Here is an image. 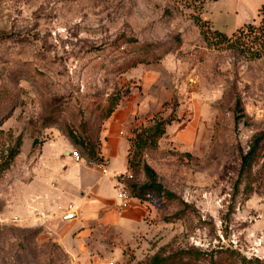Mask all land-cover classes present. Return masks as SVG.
<instances>
[{"label": "rangeland", "instance_id": "rangeland-1", "mask_svg": "<svg viewBox=\"0 0 264 264\" xmlns=\"http://www.w3.org/2000/svg\"><path fill=\"white\" fill-rule=\"evenodd\" d=\"M262 5L0 0V264H148L190 250L264 264V180L251 195L243 185L234 192L240 153L264 131V58L236 49ZM141 46L161 60L117 74ZM111 95L127 114L135 169L148 165L177 198L150 193L135 202L133 218L113 223L104 220L106 210L88 208L85 191L50 193L63 152L76 151L67 131L86 107ZM236 102L244 115L237 123ZM156 123L165 134L143 144ZM107 169L124 173V160L110 158ZM142 183L135 174L132 184ZM125 185L114 181V195L128 192ZM129 208L119 204L114 212Z\"/></svg>", "mask_w": 264, "mask_h": 264}, {"label": "trees", "instance_id": "trees-1", "mask_svg": "<svg viewBox=\"0 0 264 264\" xmlns=\"http://www.w3.org/2000/svg\"><path fill=\"white\" fill-rule=\"evenodd\" d=\"M259 21L256 25H248L246 30L240 31L241 35L236 47L242 56H246L251 60H259L264 58V5L261 6L258 12ZM216 36L221 41H227L221 34L216 33ZM237 42V41H236ZM129 43L128 40H122V44ZM132 44H135L132 41ZM118 47V46H117ZM151 48V47H150ZM149 47H139V52L134 57L124 61L121 65L116 67L117 74H122L128 69L134 68L140 64H154L161 60L162 54L150 51ZM125 50L119 53L123 54ZM99 103H92L91 108L84 110L82 119L78 125L67 131V137L74 146L75 152L80 153V158L88 164L101 163L103 158L100 155L101 141L99 135L100 128L104 123L114 114L118 105L119 98L117 96H109L107 99L99 98ZM237 115L235 116L236 123L243 118V109L240 103L236 102ZM172 120H167L166 125H170ZM165 124L156 123L151 130V133L146 135L143 144H153L158 141L165 134ZM140 134L135 135V139L139 140ZM141 141V140H140ZM77 152V153H78ZM79 155V154H78ZM128 170L130 179L126 182L130 198L138 200L142 203L143 198H147L150 193L161 196L168 200H177L175 195L163 189L157 182L156 173L146 164L142 165L139 170L135 169L133 159L129 157L128 150ZM136 170V171H135ZM140 173L143 176V183L133 185L135 174ZM264 180V131L256 133L252 136L248 148L245 152H241L239 156V168L237 180L234 184V192L239 190L243 185V192L246 195H251L254 186L260 185ZM232 253L225 251H215L210 254H204L196 250L176 252L167 257H154L148 264H236Z\"/></svg>", "mask_w": 264, "mask_h": 264}, {"label": "crops", "instance_id": "crops-1", "mask_svg": "<svg viewBox=\"0 0 264 264\" xmlns=\"http://www.w3.org/2000/svg\"><path fill=\"white\" fill-rule=\"evenodd\" d=\"M127 114L122 112L114 113L103 125L100 133V155L107 162L109 159H116L118 157L124 160V170L126 173L128 170V134H126L124 119ZM64 158L58 167H63L60 173L55 175L56 180V190L50 191L52 196L63 195L69 189H77L79 192H86V200L89 202L88 208L94 209L95 211L106 210L105 215L106 221L110 223L116 222L121 218H133L136 215L138 206L135 202L140 203L138 200L130 198V208L126 210L125 213L118 216L114 212V207L120 204V193L116 196L113 193L112 186L114 184L115 178L113 175L115 173L123 174L120 170H110L113 174L112 176H102L100 172L95 170L82 160V163H76L71 156L66 155L63 152ZM120 172V173H119ZM117 182V181H116ZM123 189V187H122ZM121 191V189H120ZM82 206H85L82 204ZM136 206V207H135ZM103 222V221H102ZM79 224V222H78ZM77 223H74L72 228L68 229V234H72L75 230ZM71 227V226H70Z\"/></svg>", "mask_w": 264, "mask_h": 264}, {"label": "built area", "instance_id": "built-area-1", "mask_svg": "<svg viewBox=\"0 0 264 264\" xmlns=\"http://www.w3.org/2000/svg\"><path fill=\"white\" fill-rule=\"evenodd\" d=\"M71 158L75 161V162H79L81 160V158L79 157L78 153L73 151L71 154H70ZM90 166L92 167H96L100 174L102 176H108V169H107V166H108V162L106 160H102L101 163H98V164H90ZM130 175L126 172V173H123V174H117L115 176V180L117 181L118 184H121L122 186L125 185V183L130 179ZM129 199H130V195H128V192H121L120 193V205L125 207L127 205V203L129 202Z\"/></svg>", "mask_w": 264, "mask_h": 264}, {"label": "water", "instance_id": "water-1", "mask_svg": "<svg viewBox=\"0 0 264 264\" xmlns=\"http://www.w3.org/2000/svg\"><path fill=\"white\" fill-rule=\"evenodd\" d=\"M73 217V215H66L65 218Z\"/></svg>", "mask_w": 264, "mask_h": 264}]
</instances>
